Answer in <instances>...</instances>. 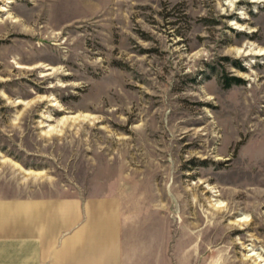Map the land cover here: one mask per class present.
I'll return each instance as SVG.
<instances>
[{
  "label": "rangeland",
  "instance_id": "obj_1",
  "mask_svg": "<svg viewBox=\"0 0 264 264\" xmlns=\"http://www.w3.org/2000/svg\"><path fill=\"white\" fill-rule=\"evenodd\" d=\"M0 20V197L114 201L141 264H264V1L0 0Z\"/></svg>",
  "mask_w": 264,
  "mask_h": 264
},
{
  "label": "crops",
  "instance_id": "obj_2",
  "mask_svg": "<svg viewBox=\"0 0 264 264\" xmlns=\"http://www.w3.org/2000/svg\"><path fill=\"white\" fill-rule=\"evenodd\" d=\"M121 229L114 201L0 197V264H141L122 259Z\"/></svg>",
  "mask_w": 264,
  "mask_h": 264
},
{
  "label": "trees",
  "instance_id": "obj_3",
  "mask_svg": "<svg viewBox=\"0 0 264 264\" xmlns=\"http://www.w3.org/2000/svg\"><path fill=\"white\" fill-rule=\"evenodd\" d=\"M220 82L224 88L230 87L232 84H239L241 79L234 76H229L228 74L224 73L220 77Z\"/></svg>",
  "mask_w": 264,
  "mask_h": 264
},
{
  "label": "bare ground",
  "instance_id": "obj_4",
  "mask_svg": "<svg viewBox=\"0 0 264 264\" xmlns=\"http://www.w3.org/2000/svg\"><path fill=\"white\" fill-rule=\"evenodd\" d=\"M254 1H255V0H254ZM262 1H264V0H262ZM1 10H6V8H5V7H2ZM0 21H1V20H0ZM14 21H16V19H15ZM250 52H251V49H248V50L246 51L247 54H249ZM243 53H244V52H243ZM255 53H258V54L262 55V54H264V49H259V50L255 51ZM14 63L16 64V67H18V68H28V67H26V66H24V65L19 64L18 62H14ZM48 69H49V68H48ZM252 255H253V254H252Z\"/></svg>",
  "mask_w": 264,
  "mask_h": 264
}]
</instances>
